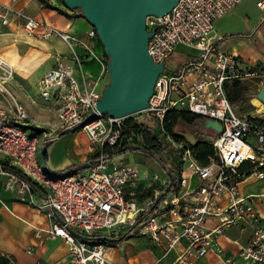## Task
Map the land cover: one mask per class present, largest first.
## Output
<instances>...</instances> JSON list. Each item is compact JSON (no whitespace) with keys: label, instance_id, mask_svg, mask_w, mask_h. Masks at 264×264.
Instances as JSON below:
<instances>
[{"label":"built area","instance_id":"built-area-1","mask_svg":"<svg viewBox=\"0 0 264 264\" xmlns=\"http://www.w3.org/2000/svg\"><path fill=\"white\" fill-rule=\"evenodd\" d=\"M17 1L0 0V26L22 19L28 34L58 40L68 53L56 51L53 65L36 82V93L55 112L54 119L46 121L48 133L43 134L36 132L37 123L8 89L13 65L0 56V98L11 99L7 111L0 108V161L22 172L0 164V175L6 176L5 189L46 214L48 231L65 241L70 264H105L113 241L102 237L116 240L126 229L127 235H143L162 246L160 257L174 250L171 264H193L209 250L222 255L217 237L230 225L251 231L239 250L242 264H264V189L242 193L239 188L250 176L264 179V121L237 112L225 86L231 80L264 75V70L242 71L239 57L224 51L219 45L223 38L212 32L214 21L242 0H178L164 15L147 16L146 29L153 30L148 53L155 63L164 64L148 106L124 117L99 114L83 125L92 163L68 174L53 173L44 161L38 163V156L43 159V148L56 132L96 109L105 87L103 78H109L107 64L87 40L32 17L17 7ZM255 4L264 10V0ZM87 35L97 38L92 26ZM178 46L195 51L177 67L165 68ZM87 59L96 61L98 75L84 68ZM179 111L221 124V131L209 129L211 135L197 138L213 147L206 163L197 159L186 140L175 138L166 128L167 114ZM135 115L143 116L142 122ZM133 123L153 130L163 146L161 152H174L180 175L172 184L167 172L176 166L170 162L165 163L162 177L128 162L110 164L113 158L105 157V147L146 146L142 133L134 129L124 133ZM160 257L151 264H160ZM232 259L224 258L235 264Z\"/></svg>","mask_w":264,"mask_h":264},{"label":"crops","instance_id":"crops-1","mask_svg":"<svg viewBox=\"0 0 264 264\" xmlns=\"http://www.w3.org/2000/svg\"><path fill=\"white\" fill-rule=\"evenodd\" d=\"M1 1L8 2L9 0ZM60 1L61 0H18L17 7L23 9L32 17L46 20L48 23L59 29L70 30L74 34H77L87 40L92 47L103 54L104 51L102 50V47L100 48L97 38H90L87 35V31L92 25L82 16V14L78 13L76 10L67 9L65 6H62L63 4ZM245 1L247 0H242L240 3ZM48 2L55 3L56 7H63V9L67 12V15L59 13L58 10L46 5ZM256 8L260 14L251 24L249 38L252 42L249 40H247V42L249 45L257 42V46L261 51L259 58L262 56V59H264V49H261V46L264 45V10L258 8L257 6ZM220 19L218 18L217 21L219 22ZM22 23V19H16L8 26H0V34H13L9 31H3L4 28L14 29L16 26L22 28ZM214 33L223 38L221 34H217L216 32ZM30 36L39 42H47V45L51 46L49 49L51 55H53L56 51L63 54L68 53L64 44L58 40L48 41L47 39H41L34 34H30ZM222 40L219 41L220 47L224 51L239 57L237 49H224L221 46ZM52 47H54L53 52L51 51ZM183 50H185V54L182 53ZM194 51L195 50L190 47L178 46L175 52L166 60L165 63L168 64L170 68H175L180 63L185 61L190 56L191 52ZM9 60V62H12L13 64L15 63L13 60ZM41 60L42 57H38V60H36L35 64L31 65V68H27L23 65L22 71L30 72L32 68L37 67L41 63ZM257 62L259 61L249 63ZM259 63L264 65V61ZM50 67L51 65L46 66L40 77ZM84 68L92 72L94 75H98L100 72L99 66L95 60H85ZM252 77L256 76L253 75ZM262 78H264V75H261V78L257 79L255 82L257 85V92L261 86ZM107 79L108 78L106 76L103 78L102 82L105 85L108 82ZM231 81H228V83ZM239 100L241 99L231 102L233 107L235 104H238ZM46 104L48 106V112L55 117L53 106L48 103ZM248 115L264 117V115L258 116L252 112H249ZM198 118L199 117H197V119ZM80 129L78 128L59 136L46 148V157L43 159L44 165L53 173H61L70 169L68 168L70 164L77 165L90 160L91 154L88 151V138L86 134L81 132ZM199 130L203 134V129L200 128ZM126 155L127 153L116 155L112 157L113 159L111 162L115 163L119 160L128 162ZM5 179V175H0V264H35L37 261H42L43 264H70L68 249L65 241L59 236H53L48 231L49 219L46 214L43 211L31 206L27 202L18 199L13 191L5 189L3 187ZM247 180L244 183L248 184ZM243 184H240V189H245ZM262 189H264V187H261L258 191ZM249 192L257 191H247V193ZM227 231H230L232 234L229 235L225 233ZM250 234L251 231L249 228L241 230L237 225L225 227L222 233L217 237V241L223 249L222 255H218L213 250H209L204 256L195 259L193 264H229V262H225V257L233 258L232 260H234L235 264H242V260L238 257L239 250L241 246L247 243ZM144 240L145 241L143 243L145 249L148 251V255L145 258L141 259L136 255H131V253L128 254L126 249H121V251L124 250V253L118 252V248L125 246L123 243L127 245V242H124L123 240L115 241L113 248L109 245L110 243L108 244L109 246L106 252L107 261L105 264H151L154 260L161 256L162 246L156 245L147 237H145ZM130 244H128L129 246H126L129 249ZM170 252L171 253L168 252L165 256L160 257V264H171L175 257V252Z\"/></svg>","mask_w":264,"mask_h":264},{"label":"rangeland","instance_id":"rangeland-1","mask_svg":"<svg viewBox=\"0 0 264 264\" xmlns=\"http://www.w3.org/2000/svg\"><path fill=\"white\" fill-rule=\"evenodd\" d=\"M60 2L63 4L62 6L66 7L62 0ZM48 4L56 6L55 3L52 2H48ZM236 6L231 10L227 11L225 14H223L221 16V19L219 18V22L217 21L218 19L214 21V27L212 32H216L217 34H221L223 36L221 46L224 49H237V54L239 55V59L241 61L242 71L264 70V65L259 63L261 61H264V59H262V56H260L259 58L261 51L257 46V42H254L255 45H249L247 42V40L252 42L249 38L251 24L254 19L260 14L258 13V9L255 6V0H247L243 3H238V5ZM57 7L61 8L59 6ZM61 9L65 11L63 7ZM77 12L80 13L79 11ZM3 31H9L10 33H13L3 35L0 34V56L3 57L5 60L10 61L9 59H11L15 62L14 64H12L14 70L13 78H11L6 83L8 89L17 97L18 101L20 100L24 104L23 106L28 116L37 123V126L35 127L36 132L43 134V131H45L46 133H48L50 127L46 124V121L53 120L54 116H52V114L48 112L47 104L36 94L35 86L36 81L40 78V75L44 68L48 65L52 66L54 63V57L50 54L51 52H49L51 46L47 45V42L45 41L39 42L32 38L30 34H28L23 28V23L22 28L16 26L14 29L4 28ZM47 40L51 41L50 39ZM98 44L101 48L102 45L100 44L99 40ZM261 47V49H264V45H262ZM53 48L54 47H52L51 49L52 52ZM182 53L185 54V50H183ZM102 55L104 59L106 56L105 61L107 64V55L104 52ZM40 56L42 57V60L37 67L32 68L30 72L22 71L23 65L27 68H31V65L35 64L36 60H38V57ZM253 61L259 62L249 63ZM165 68L169 69L170 66L165 63ZM255 76L256 77L249 76L239 79L244 91L243 95H241V100H239L238 104L234 105V108L239 113L248 114L249 112H252L253 114L262 116L264 115V111L260 112L258 110V105L255 102L257 94V85L255 82L257 79L261 78V75ZM107 80L109 82V78ZM10 103V97L6 99L2 97L0 98L1 109L7 111L10 106ZM142 117L140 115H135L134 119L137 122H142ZM193 127L196 130L194 132H189L188 130ZM197 128L195 126L190 127L186 124L180 123L175 127V131L189 132L197 139L198 136L202 135V132L199 130L200 128ZM80 130L83 134H85L83 129ZM203 131L204 136H209L212 134L209 129ZM143 139L145 142V138ZM124 153H127L126 156L128 163L138 166L139 169L142 170L144 168H150L151 171H154L162 177L165 175L164 167L162 166L160 161L145 152L143 149L128 150ZM160 157L166 163L170 162L173 166H176L175 168L178 167V159L175 156L174 152L170 151V149L165 150V152H161ZM37 161L39 164H42V157L38 156ZM111 163L112 162H110V164ZM0 164L4 166L5 164H7V162L0 161ZM181 165L183 168H185L187 166V163L184 162ZM247 181L248 184L244 183L245 181L241 182V184L244 183L243 186L245 189H240V191L247 193V191H258L261 187H264V179L254 180L253 177L250 176ZM126 233L127 229L121 231L118 234V238L122 237L120 241L123 240L124 242H127V245L123 243V245L125 246L122 245L123 247L118 248V252L124 253V250L121 251V249H126L128 254L131 253V255H136L141 259L145 258L148 255V251L145 249L143 243L145 241V236H131L127 235ZM225 233L229 235L232 234L230 231H227ZM115 241L109 244L110 246H112V248ZM128 244H130V249L126 247L129 246ZM171 251L175 252L174 250ZM169 253L171 252L169 251Z\"/></svg>","mask_w":264,"mask_h":264},{"label":"water","instance_id":"water-1","mask_svg":"<svg viewBox=\"0 0 264 264\" xmlns=\"http://www.w3.org/2000/svg\"><path fill=\"white\" fill-rule=\"evenodd\" d=\"M70 10L80 8L82 16L95 29L97 38L108 57L109 82L102 90L96 109L82 120L61 128L52 138L56 139L70 131L81 128L99 114L112 117L132 115L148 106L158 74L163 70V62L155 63L147 50V43L153 30L146 29V17L164 15L178 0H62ZM255 102L260 112L264 111V78L256 94ZM203 130L221 131L216 119L198 118L193 123ZM176 135L186 140L192 147L198 140L189 132L177 131ZM49 146L46 142L45 147ZM88 160L65 171V174L83 170L91 165ZM170 177L171 173L168 171ZM71 231L85 237L74 229ZM115 241V238L102 237ZM119 237L116 240H121Z\"/></svg>","mask_w":264,"mask_h":264},{"label":"trees","instance_id":"trees-1","mask_svg":"<svg viewBox=\"0 0 264 264\" xmlns=\"http://www.w3.org/2000/svg\"><path fill=\"white\" fill-rule=\"evenodd\" d=\"M41 1H43V0H41ZM46 5H48L51 8L58 10L59 13L67 15V12H65L61 8H58V7L50 5V4H46ZM73 10L79 11L81 14L80 8H76ZM225 86H226L227 96H228L230 102L237 101L238 99L241 98V95H243L244 89H243L241 82L239 80H233L230 83L227 82L225 84ZM197 117L198 116L196 114L186 112V111L169 113L166 116V128L170 131V133L175 138L181 139L179 136L176 135L177 131H175V127L180 123H183V124H186V125L192 127L193 123L195 122ZM261 120L264 121V119H261ZM130 129H134L135 131L143 134V136L145 138L146 146H138V147H124L123 146L120 148L105 147L104 148L105 157L112 158V157L119 155L121 153H124L128 150L143 149L145 152H147L151 156L157 158V160L160 161L162 166L165 167L166 162L164 160H162V158L160 157V153L163 150V146L160 143V141L156 138V136L154 135L153 130L150 128L144 127L142 124L133 123V124L125 127L124 133L129 132ZM53 141L54 140L49 141V145ZM46 148L47 147L43 148V151H42L43 159H45V157H46ZM192 150L195 153V156L197 157V159L202 163H206L210 159V157L213 155V147L208 140H199L198 143L192 147ZM75 165L76 164H70L68 166V168H72ZM4 167L13 169V170L17 171L18 173L22 174V172L19 169H17L14 166H11L9 164H5ZM179 171H180L179 166L176 168V170L171 171V176H170L171 181H169V182H171L170 184H172V182L175 181L179 177V175H180ZM57 173H59V172H57Z\"/></svg>","mask_w":264,"mask_h":264},{"label":"bare ground","instance_id":"bare-ground-1","mask_svg":"<svg viewBox=\"0 0 264 264\" xmlns=\"http://www.w3.org/2000/svg\"><path fill=\"white\" fill-rule=\"evenodd\" d=\"M7 61V60H6ZM8 63H10V64H13L12 62H9V61H7ZM22 166V165H21ZM23 168H24V171H26L27 173H29V174H32V172L27 168V167H24V166H22Z\"/></svg>","mask_w":264,"mask_h":264},{"label":"flooded vegetation","instance_id":"flooded-vegetation-1","mask_svg":"<svg viewBox=\"0 0 264 264\" xmlns=\"http://www.w3.org/2000/svg\"><path fill=\"white\" fill-rule=\"evenodd\" d=\"M196 129L193 127V128H190L188 131L189 132H194Z\"/></svg>","mask_w":264,"mask_h":264}]
</instances>
